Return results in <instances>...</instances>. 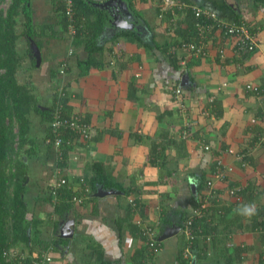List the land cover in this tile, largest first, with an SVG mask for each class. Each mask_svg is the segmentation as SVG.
<instances>
[{
    "label": "crops",
    "instance_id": "crops-1",
    "mask_svg": "<svg viewBox=\"0 0 264 264\" xmlns=\"http://www.w3.org/2000/svg\"><path fill=\"white\" fill-rule=\"evenodd\" d=\"M123 1L137 21V27H132L136 35L111 41L109 37L119 27L108 28L106 22L99 38L103 48L98 51V67H86L84 47L73 43L75 31L62 32L53 12H49L51 22L47 19L52 29L42 37L46 45L40 59L43 72L33 77V90H42L39 98L45 100L38 98L37 105L42 109L53 105L55 86L62 84L58 98L67 103L71 113L87 116L92 125L89 147L76 143L68 152L66 166H60L69 181L64 192L53 198L48 189L49 173L48 180L43 179L47 190L45 187L41 199L46 213L41 212L48 223L74 221L72 237L77 232L84 234L79 245L89 258L80 256L81 250L75 252L71 244L65 249L55 242L53 264H182L184 222L178 221L204 199L202 214L206 212L209 233L205 238L197 233L199 254L193 248L186 264L193 258L196 264H264V215L246 219L234 213L244 204L264 209V13L259 9L264 5L250 3L249 8L236 0H232L235 5L227 0H186L210 9L220 19L243 24L254 35L256 47L238 62L234 37L213 20L196 17L190 9L175 15L165 11L159 16L155 2ZM46 4L54 11L56 0H33L34 11L36 7L41 11ZM45 16L40 14L37 20L42 22ZM235 16L240 17V23ZM147 42L150 44L145 45ZM182 42L199 49L194 53L182 50ZM71 51L75 59H68L70 69L63 77L52 78L57 76V70L51 75L52 69L66 61ZM176 87L182 89L181 96L175 93ZM32 116L43 131L40 137L33 136L41 139V159L50 158L54 169L53 145L43 142L47 126L38 114ZM93 161L100 163V171L106 170L97 190L112 192L96 196V190L93 195L97 199L75 202L73 198L82 194L79 178L86 181L85 165L91 166ZM217 167L223 169L224 177L214 178ZM87 171L91 173V168ZM210 179L214 184L208 188ZM131 187L136 189L126 194ZM65 191H70L69 195ZM59 195L73 202L62 216L54 213L61 205ZM198 201L202 202L195 206ZM39 216L36 218L43 225L45 217ZM137 218L155 226L158 252L152 254L144 244ZM51 225L61 237L59 228L56 231ZM37 227L43 238L42 228ZM177 227L173 235L160 240L163 231ZM38 249L34 247L29 255Z\"/></svg>",
    "mask_w": 264,
    "mask_h": 264
},
{
    "label": "trees",
    "instance_id": "trees-1",
    "mask_svg": "<svg viewBox=\"0 0 264 264\" xmlns=\"http://www.w3.org/2000/svg\"><path fill=\"white\" fill-rule=\"evenodd\" d=\"M250 1L254 6L258 4L264 5V0ZM73 2L75 12L73 17L75 35L73 36L76 37L73 40L74 46L81 45L84 47V51H86L84 53L86 67H98L101 65L98 51H100V48H103V46L99 45V38L103 33L106 22L110 21V15L107 10L95 4L99 0H73ZM4 3L5 6L1 7ZM46 8L45 19L42 22L33 23L32 14L34 13V5L32 0H0V264H28L27 260L19 263L18 260L7 259L3 255V251L11 246H18L23 252L26 250V253L30 254L34 245L48 243H44V239L40 237L41 233L37 227V224L40 222L35 215L32 218L30 216L27 217V203L25 201L27 182L30 175L29 162L31 159H38L41 151V144L36 140L37 137L29 135L30 124L33 120L31 114H38L41 122L47 126L45 128L46 138L43 139L44 144H46L45 146L53 145L54 134L50 122L53 119V106H56V103H54L53 105H45L46 108L42 109L41 106L37 105L40 95L38 94L37 96L32 93L35 80H33L32 75L29 73V69L40 68L43 62L37 63L31 41L34 40L39 53L41 52V59V54L44 52L42 50L46 46L42 37L45 35V32L52 29L50 25L51 14L49 12H53L58 16V22H60L59 29L63 30L62 32H67L68 24L62 0H56L55 7H53L55 12L48 10V4H46ZM239 18V16H235L233 19L240 23ZM133 28H119L117 31L112 32L109 40L114 41L118 37L135 36L136 30ZM78 37L81 38L78 39ZM18 39H21L22 42L19 43ZM138 42H141V40H138ZM147 44L150 43H145V45ZM252 52L240 51L238 62L247 59ZM70 53L73 54L72 51ZM66 60H68V57H66ZM63 62L66 61L62 60L57 63L56 67L52 69V73H54L51 75H54L56 70L58 73ZM69 69L68 64L65 72ZM27 70L29 74H27ZM21 71L24 72L23 77H25L23 82L19 80ZM177 89L180 90L178 94L176 93ZM182 92L180 87H176L175 93L178 96H181ZM58 103L62 105V117H69V115L74 113L69 111L65 101H59ZM82 117L84 122L90 123L87 116L83 114ZM59 132L61 138L59 149L62 152V158L58 161L57 165L63 168L67 164L68 152L75 149L76 143L84 145V149L89 147L92 139V125L90 123V127L87 129L84 138L68 128H61ZM85 166V182L90 189L88 197L97 199L93 194L103 183L106 170L101 169L100 171L98 167L101 165L97 161L91 162V166L89 163ZM89 168H91V173L87 171ZM106 175L108 174L106 173ZM65 189L66 186L58 188V194L59 191L63 193ZM135 189L133 187L129 190L126 189V194L133 192ZM81 191H84V189L81 188ZM65 193L69 195L70 191H65ZM59 197L61 199L62 195H59ZM61 200V205L56 206L54 209V213L60 216L64 214L65 210H70L72 208L71 203H73L72 201L70 203L69 200H67L69 201L67 203L64 198ZM200 203L198 201L195 206L200 205ZM205 213L204 211L203 214L205 215ZM203 214L194 215L193 210H191L180 216L178 222L182 224L186 219L191 217V227L194 233L197 235L200 232L205 238L209 233L207 229L209 223L205 220L206 217ZM255 215L262 217L264 209H257ZM49 220L51 221L52 219ZM51 223L57 231V220H52ZM258 224L257 220L253 221L254 226L257 227ZM156 238L158 239V237ZM70 241L72 239L59 237L53 233L50 242L52 243L53 251L57 252L55 242H61L60 244H63L66 249ZM198 242V239L194 240L192 250L194 248V251H196ZM196 253L199 254L197 251ZM186 261V259L182 261V264H186Z\"/></svg>",
    "mask_w": 264,
    "mask_h": 264
},
{
    "label": "built area",
    "instance_id": "built-area-1",
    "mask_svg": "<svg viewBox=\"0 0 264 264\" xmlns=\"http://www.w3.org/2000/svg\"><path fill=\"white\" fill-rule=\"evenodd\" d=\"M66 5V14L68 15L69 22V29L71 32L75 31L72 19H73V0H64ZM151 2H155L158 4L160 9L159 16L163 15L165 11H171L173 15H175L176 11H185L190 9L194 16L200 17L202 16L205 19H211L217 24L218 27L225 28L227 33L234 37L235 44L237 46L236 53L240 51H252L256 47L255 37L252 33L249 32L247 27L243 24H236L234 22H228L225 19L218 18L217 14L211 11L208 8H202L194 3L187 2L186 0H147ZM260 12L264 13V6H260ZM182 50L188 51L190 53H194L195 50L199 49L194 44H187V42H182L181 44ZM197 48V49H196ZM65 65V64H63ZM180 92L179 89L176 90L178 94ZM62 105L56 102V106L54 107L53 119L50 122V126L52 132L54 134L53 140V148L55 150V156L59 160L62 157V152L59 149V144L61 143L60 132L61 128H68L71 131L80 134L82 138L86 136L87 129L90 127V123L84 122V119L81 114L73 113L69 115V117H62L61 111ZM205 148H208L206 146ZM227 170H231V167H227ZM226 172V170H225ZM61 172L59 169H54L52 174V179L49 185V192L53 196L56 197L58 194V188H63V186H67L69 181L63 175H60ZM214 178L219 179L224 177V171L222 168L217 167L216 172L214 173ZM79 186L84 189L81 191V195H77L73 198L75 202L82 203L90 192L89 187L87 186L86 182L84 181L83 177L79 178ZM214 184V180H208L206 182V186L211 188ZM77 185V187H78ZM230 192H234V190H230ZM201 203L199 207L193 209L194 215L202 214V209L206 207V201ZM136 223L140 226V234L144 239V244L149 248L152 254L158 252L159 250V240L157 237V232L155 226L150 224H145L141 218L136 219ZM181 232L184 236V245H183V257L188 259L192 253V245L194 240L196 239V234L191 227V217L185 220L183 226L181 228ZM51 244H47L44 246L39 247V249L29 255L28 253L24 254L20 252L18 249L10 248L5 250L3 254L7 258H14L18 259L22 262H25L27 259L28 264H53V249Z\"/></svg>",
    "mask_w": 264,
    "mask_h": 264
},
{
    "label": "rangeland",
    "instance_id": "rangeland-1",
    "mask_svg": "<svg viewBox=\"0 0 264 264\" xmlns=\"http://www.w3.org/2000/svg\"><path fill=\"white\" fill-rule=\"evenodd\" d=\"M41 1L42 0H39V1L35 0V3L36 2H41ZM227 1H231V2H228V3H230V5H232V4L235 5V3H237V1H240L241 3H247L248 7L251 8V6H250L251 1L250 0H236L235 3H233L232 0H227ZM40 4L41 3H38V5H40ZM3 6H5V3L1 5V7H3ZM237 6H238V4H237ZM44 7H46V6L44 5L41 11H39L38 8L36 7L34 12L36 14H39V15L40 14L41 15H45L47 13V8H44ZM252 9H254V8H252ZM36 14H35V16H36ZM18 42L21 43L22 40L18 39ZM17 47L20 48L19 46H17ZM68 59L73 61L75 59V56L73 54H71L68 57ZM29 70H30L29 73L32 75V77H34V76L37 77V76L41 75V73L43 72L41 70V68H34V69H29ZM23 76H24V72L21 71L20 74H19V80L22 81V82H23V79L25 78ZM37 88L40 89V86H37ZM34 92L42 93V90L34 91ZM48 94H49V90H47V96L46 97L50 98V95H48ZM41 99L45 100V97L39 98V100H41ZM32 117L33 116L31 114V118ZM37 121H38L37 119L33 118V122L30 124L29 135L40 137L42 135L43 131L39 127V125H41V124L39 122H37ZM38 141L40 142L41 139L38 138ZM74 157L76 158L75 154H74ZM41 158H43V157H42V154H41V151H40V155H39L38 160L37 159H31L30 160V165H29V169H31V166H33L32 168L34 170L31 173L29 171V174L32 177V179H30V181L28 180V186L29 187H27V189H26L25 201L27 203V208H26L27 217L30 216L31 218L34 217V215H35V217L39 216V215H42L43 218L45 217L44 216V212H41L42 210L45 211V207H44L45 204H44V201L41 200V199H42V196H44V194L46 193L45 191L47 190V184H46L45 181L48 180V177L51 174V170H52L51 162L52 161L50 160V158L45 160V161L43 159H41ZM54 161H55V157H54ZM45 162H46V164H44ZM48 163H50V164H48ZM45 187H46V190L44 189ZM39 212H41V213H39ZM45 213H46V211H45ZM47 218H48L47 216L44 218V220H46V222L43 225L38 223L39 225L37 224V226H40L42 228V230H43V234L41 235L43 237V239H45L43 242L44 243L48 242V244H51V242H50L51 241V236L53 235L54 231L52 230L51 223L47 222ZM83 228H85V226ZM80 237H84V234L79 235V232L75 233L72 241H70L71 249H73L75 252L77 250L79 251V249H80L81 250V252L79 253L80 256H84L85 255L86 259H88L89 255L88 254H84V246L82 247L81 244L79 245ZM40 246H42V245H34V247H40ZM88 253L91 255V252H88ZM95 253H96V251H95ZM84 262L85 261H83V264H84Z\"/></svg>",
    "mask_w": 264,
    "mask_h": 264
},
{
    "label": "water",
    "instance_id": "water-1",
    "mask_svg": "<svg viewBox=\"0 0 264 264\" xmlns=\"http://www.w3.org/2000/svg\"><path fill=\"white\" fill-rule=\"evenodd\" d=\"M97 6L105 9L108 11L110 15V21L108 22V28L115 26L116 28H132L133 26L137 27V21L134 18V16L131 14V11L123 0H105L99 3H96ZM115 10V11H113ZM117 12V13H115ZM33 46V52L34 55L37 59V63L39 62L40 59V53L39 49L32 43ZM106 192H112L110 190H107ZM106 192H102L100 190H97L95 195L96 196H102L106 194ZM58 228L60 230V236L61 237H68L71 238L74 232L75 228V223L74 221L70 218L67 220H59L58 221ZM177 229H167L163 231V233L160 235V240H163L167 238L168 236L173 235ZM190 264H196L195 259L193 258L190 262Z\"/></svg>",
    "mask_w": 264,
    "mask_h": 264
},
{
    "label": "clouds",
    "instance_id": "clouds-1",
    "mask_svg": "<svg viewBox=\"0 0 264 264\" xmlns=\"http://www.w3.org/2000/svg\"><path fill=\"white\" fill-rule=\"evenodd\" d=\"M62 2H63V5H64V9H65V13H66V5H65V1L64 0H62ZM99 2H102V1H99ZM99 2H96V3H99ZM32 3H33V0H32ZM95 3V4H96ZM97 5V4H96ZM73 6H74V2H73ZM129 7V6H128ZM129 9H130V11L132 12V10H131V8L129 7ZM113 11H115V10H113ZM115 13H117V12H115ZM74 14H75V12H74V9H73V17H74ZM132 14V13H131ZM33 15V23L34 22H41V21H39V20H37L38 18H39V14L38 15H36V18H35V14L33 13L32 14ZM67 15V14H66ZM133 16H134V14H133ZM67 19H68V15H67ZM68 21H70L69 19H68ZM72 22L74 23V20L72 19ZM70 23V22H69ZM74 25V24H73ZM75 28V27H74ZM69 30V32L71 33V34H73L71 31H70V29H69V25H68V28H67V31ZM32 43L36 46V44H35V42H34V40H32L31 41V46H32ZM33 47V46H32ZM37 47V46H36ZM33 50V49H32ZM70 55H71V53H70ZM70 55H68V57L70 56ZM39 62H40V60H39ZM68 60H66V62H63L62 64H61V66H60V68H59V71H58V73H57V76H54L55 78H57V77H63L64 76V74H65V69L67 68V65H68ZM63 64H65V65H63ZM30 72V71H29ZM52 78H53V76H52ZM58 83V82H57ZM63 89H64V87H63V85L62 84H57L56 86H55V94H56V96H55V102L54 103H56V102H59V101H62L61 99H59L58 97L61 95V93H62V91H63ZM33 94H36V95H38L37 93H35L34 92V90H33V92H32ZM53 103V104H54ZM53 107H55V105L53 106ZM80 114V113H79ZM82 115V114H81ZM55 167H54V169H59L60 170V172H62V168L60 167V166H58L57 165V163H58V161H60V159L62 158H60L59 160L57 159V157L55 156ZM54 169H52V171H51V177H50V182H51V179H52V174H53V171H54ZM61 175H63L64 177H66L63 173H61ZM50 182H49V184H48V189H49V185H50ZM256 211H257V209H256V207H255V205L254 204H244V205H241V206H239L237 209H234V213L236 214V215H239V216H242V217H244V218H246V219H251L255 214H256ZM160 242V241H159ZM10 248H13V249H18L20 252H22V253H24V254H26V250L23 252L18 246H11V247H9L8 249H10ZM7 249V250H8ZM5 251V250H4ZM3 251V252H4ZM4 255V254H3ZM5 256V255H4ZM54 256V255H53ZM6 257V256H5ZM7 258V257H6ZM54 258V257H53ZM7 259H13V260H15V261H17L18 259H14V258H7ZM186 260H189V258L188 259H186ZM18 262L20 263L21 261L20 260H18Z\"/></svg>",
    "mask_w": 264,
    "mask_h": 264
}]
</instances>
